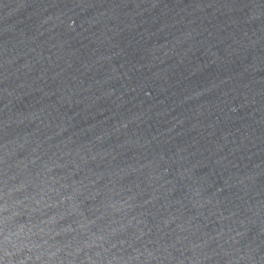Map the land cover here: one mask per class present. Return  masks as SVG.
<instances>
[{
  "label": "water",
  "instance_id": "1",
  "mask_svg": "<svg viewBox=\"0 0 264 264\" xmlns=\"http://www.w3.org/2000/svg\"><path fill=\"white\" fill-rule=\"evenodd\" d=\"M0 264H264V0H0Z\"/></svg>",
  "mask_w": 264,
  "mask_h": 264
}]
</instances>
